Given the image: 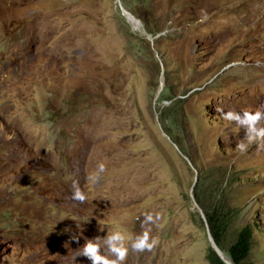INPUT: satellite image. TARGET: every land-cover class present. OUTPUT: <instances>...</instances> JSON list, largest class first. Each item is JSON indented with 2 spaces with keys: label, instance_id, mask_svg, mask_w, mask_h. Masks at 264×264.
I'll return each instance as SVG.
<instances>
[{
  "label": "rangeland",
  "instance_id": "obj_1",
  "mask_svg": "<svg viewBox=\"0 0 264 264\" xmlns=\"http://www.w3.org/2000/svg\"><path fill=\"white\" fill-rule=\"evenodd\" d=\"M218 107L264 112V0H0V264H92L145 213L159 243L125 264H210L196 193L264 264V150Z\"/></svg>",
  "mask_w": 264,
  "mask_h": 264
},
{
  "label": "clouds",
  "instance_id": "obj_2",
  "mask_svg": "<svg viewBox=\"0 0 264 264\" xmlns=\"http://www.w3.org/2000/svg\"><path fill=\"white\" fill-rule=\"evenodd\" d=\"M217 111L225 121L235 123L239 128L245 129V138L249 144L256 143L258 148L264 150V126H260L261 121H264V112L260 110L241 111L234 110L225 111L218 107ZM238 150L245 151L246 145L244 143H237ZM106 171V165L100 163L97 166L95 173L89 176V180L93 183L98 182L102 173ZM73 199L86 203L88 196L80 188L79 184L74 182L73 185ZM160 219V215L153 213H145L141 221L142 231L135 238L126 236L124 230L117 229L115 231L108 230L105 237L97 236L92 239H87L83 245L82 253L87 257L92 264H125L128 255V242H131V249L136 252L152 251L159 243L158 238L153 237L152 227ZM100 231H104V227L100 225ZM73 239L78 243L79 237L73 236Z\"/></svg>",
  "mask_w": 264,
  "mask_h": 264
},
{
  "label": "trees",
  "instance_id": "obj_3",
  "mask_svg": "<svg viewBox=\"0 0 264 264\" xmlns=\"http://www.w3.org/2000/svg\"><path fill=\"white\" fill-rule=\"evenodd\" d=\"M198 201L204 206L211 233L222 251L233 264H252L250 255L256 240V223H248L234 228L235 208L222 194L218 197L217 207H207L202 203L198 193ZM210 264H228L211 245L207 253Z\"/></svg>",
  "mask_w": 264,
  "mask_h": 264
},
{
  "label": "water",
  "instance_id": "obj_4",
  "mask_svg": "<svg viewBox=\"0 0 264 264\" xmlns=\"http://www.w3.org/2000/svg\"><path fill=\"white\" fill-rule=\"evenodd\" d=\"M209 226V225H208ZM210 238H211V242H212V246L217 250V252L219 253V255L228 263V264H233V262L230 259H226L224 258V256L222 255V250L219 247V245L216 243L212 233H210Z\"/></svg>",
  "mask_w": 264,
  "mask_h": 264
},
{
  "label": "bare ground",
  "instance_id": "obj_5",
  "mask_svg": "<svg viewBox=\"0 0 264 264\" xmlns=\"http://www.w3.org/2000/svg\"><path fill=\"white\" fill-rule=\"evenodd\" d=\"M125 13L127 14V16H129L130 19H132V20H134V21L137 20L136 17H135V16H134L129 10H127ZM138 23H139V22H138ZM28 45H29V44H28ZM20 46H21V45H20ZM222 255L224 256V258L229 259L228 256L225 254L224 251H222Z\"/></svg>",
  "mask_w": 264,
  "mask_h": 264
}]
</instances>
